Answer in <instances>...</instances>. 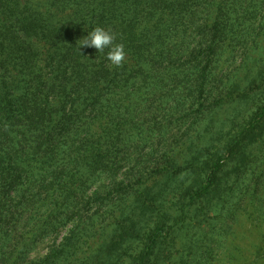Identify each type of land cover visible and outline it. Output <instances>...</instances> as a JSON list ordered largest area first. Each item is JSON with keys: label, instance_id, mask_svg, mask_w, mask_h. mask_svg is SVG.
I'll use <instances>...</instances> for the list:
<instances>
[{"label": "trees", "instance_id": "obj_1", "mask_svg": "<svg viewBox=\"0 0 264 264\" xmlns=\"http://www.w3.org/2000/svg\"><path fill=\"white\" fill-rule=\"evenodd\" d=\"M237 210L264 228V0H0V264H264Z\"/></svg>", "mask_w": 264, "mask_h": 264}, {"label": "clouds", "instance_id": "obj_2", "mask_svg": "<svg viewBox=\"0 0 264 264\" xmlns=\"http://www.w3.org/2000/svg\"><path fill=\"white\" fill-rule=\"evenodd\" d=\"M80 41V46L95 48L101 53L107 49L106 59L115 67H121L125 61V46L117 42L116 34L111 29L97 26Z\"/></svg>", "mask_w": 264, "mask_h": 264}, {"label": "rangeland", "instance_id": "obj_3", "mask_svg": "<svg viewBox=\"0 0 264 264\" xmlns=\"http://www.w3.org/2000/svg\"><path fill=\"white\" fill-rule=\"evenodd\" d=\"M239 218L234 228V237L229 241L237 248L244 251L247 260H250L255 252V247L264 248V228L259 227V231L255 230L253 225L247 221V217L239 210ZM262 236V240L260 239ZM258 261V259H257Z\"/></svg>", "mask_w": 264, "mask_h": 264}]
</instances>
